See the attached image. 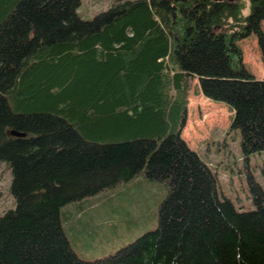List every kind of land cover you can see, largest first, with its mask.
Instances as JSON below:
<instances>
[{"label":"trees","instance_id":"trees-1","mask_svg":"<svg viewBox=\"0 0 264 264\" xmlns=\"http://www.w3.org/2000/svg\"><path fill=\"white\" fill-rule=\"evenodd\" d=\"M80 5L0 0V164L15 200L0 264H264V188L251 177L255 208L238 209L182 136L197 78L233 112L246 157L264 150V78L239 43L255 33L264 63V0L246 15L239 0H119L91 19ZM140 176L168 185L157 227L80 258L64 223L75 234L90 197Z\"/></svg>","mask_w":264,"mask_h":264},{"label":"rangeland","instance_id":"rangeland-1","mask_svg":"<svg viewBox=\"0 0 264 264\" xmlns=\"http://www.w3.org/2000/svg\"><path fill=\"white\" fill-rule=\"evenodd\" d=\"M118 1L81 0L79 12L83 18L91 19ZM239 2L244 4L241 14H249L250 0ZM228 22L233 26L237 20L231 17ZM262 26L264 29V21ZM239 43L243 48L244 62L258 78H264L257 35L253 33ZM232 114L225 103L205 97L196 78L188 91L187 118L182 136L216 173L220 195L229 197L238 209L252 210L255 205L250 178L264 188V150L246 157L240 130L229 129ZM11 181L12 171L1 163L0 217L15 207L10 193ZM167 193L165 182H151L140 176L124 188L90 197L86 205H91L80 215V225L74 229L75 234L70 233L64 223L73 248L84 260H96L117 252L157 227L159 208ZM70 207L72 204L65 210Z\"/></svg>","mask_w":264,"mask_h":264},{"label":"water","instance_id":"water-1","mask_svg":"<svg viewBox=\"0 0 264 264\" xmlns=\"http://www.w3.org/2000/svg\"><path fill=\"white\" fill-rule=\"evenodd\" d=\"M11 133H13V134H15V135H20V136H21V135H24L23 132H16V131H13V130L11 131Z\"/></svg>","mask_w":264,"mask_h":264}]
</instances>
